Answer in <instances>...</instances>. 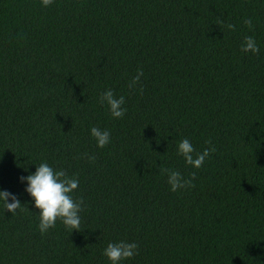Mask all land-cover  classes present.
Segmentation results:
<instances>
[{"label": "trees", "instance_id": "16d2710c", "mask_svg": "<svg viewBox=\"0 0 264 264\" xmlns=\"http://www.w3.org/2000/svg\"><path fill=\"white\" fill-rule=\"evenodd\" d=\"M184 139L217 150L196 169ZM45 162L79 180L80 231H39L20 178ZM0 191L23 209L0 200V264H112L121 241L139 251L120 264H264V0H0Z\"/></svg>", "mask_w": 264, "mask_h": 264}, {"label": "clouds", "instance_id": "9594fccd", "mask_svg": "<svg viewBox=\"0 0 264 264\" xmlns=\"http://www.w3.org/2000/svg\"><path fill=\"white\" fill-rule=\"evenodd\" d=\"M54 3V0H42V4L48 7ZM223 24V22H220ZM244 23L253 29L251 19H246ZM229 30H235V25L227 24ZM243 52L259 53L260 49L252 36H246L244 45L241 49ZM143 70L138 69L137 75L132 79L128 87L135 88L140 84ZM143 94V87L139 89ZM101 103H107L111 115L114 118H123L127 112V108L123 107L126 103L124 96H115L112 90L105 91L100 98ZM91 135L96 139L97 146L104 148L108 145L111 138V133L107 130H101L98 127L91 128ZM210 145L202 153L197 152L194 146L188 139L182 140L178 144V154L182 155L188 165L196 169L204 165L205 160L214 153L217 149L212 146L211 140L207 141ZM87 155V154H85ZM96 157L90 156L89 160L94 161ZM162 173L168 176V183L171 186V191L176 192L178 189L186 187H195L193 181L196 179V173L191 174L190 179H185L179 171H173L167 168L161 169ZM21 182L27 181L28 187L26 191L34 198L35 207L40 210L39 231L45 234L49 229L55 227L57 220H61L63 224L70 230L80 231L81 217L79 213L83 211L84 201L81 198L79 201L73 199L71 195L78 188L79 180L75 176H69L63 169L55 170L49 164L41 163L37 166L34 174L27 177H21ZM9 198L11 203H9ZM0 200L4 202L7 211L16 214L17 210L23 211L21 202L17 196L8 191H0ZM139 245L137 243H128L121 241L119 243H109L104 250V255L112 262V264H120L121 261L133 258L138 254Z\"/></svg>", "mask_w": 264, "mask_h": 264}]
</instances>
